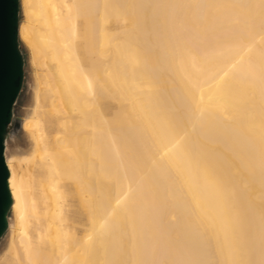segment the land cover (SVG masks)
Here are the masks:
<instances>
[{
  "label": "bare ground",
  "instance_id": "1",
  "mask_svg": "<svg viewBox=\"0 0 264 264\" xmlns=\"http://www.w3.org/2000/svg\"><path fill=\"white\" fill-rule=\"evenodd\" d=\"M20 5L30 148L5 153L0 264H264V0ZM37 187L52 200L43 228ZM68 187L86 233L69 227Z\"/></svg>",
  "mask_w": 264,
  "mask_h": 264
},
{
  "label": "water",
  "instance_id": "2",
  "mask_svg": "<svg viewBox=\"0 0 264 264\" xmlns=\"http://www.w3.org/2000/svg\"><path fill=\"white\" fill-rule=\"evenodd\" d=\"M20 0H0V240L9 228L13 198L6 162L9 129L25 79V56L19 37Z\"/></svg>",
  "mask_w": 264,
  "mask_h": 264
},
{
  "label": "rangeland",
  "instance_id": "3",
  "mask_svg": "<svg viewBox=\"0 0 264 264\" xmlns=\"http://www.w3.org/2000/svg\"><path fill=\"white\" fill-rule=\"evenodd\" d=\"M101 18V16H98ZM105 17H108L107 28L111 30H119L126 26L131 27L130 23L123 24L122 16H117L116 14H107ZM24 20V17L20 16V22ZM117 42H115L116 44ZM113 44L108 47L110 49V56L107 60H110L114 56ZM22 50L25 56V79H24V87L22 93L18 99L17 105L14 108V122L9 129V135L7 137L6 150L10 155L12 153L17 154L18 156L22 155L24 152L29 150L28 140H26L24 131L22 130L23 120L32 105V95L34 88V72L30 63L31 54L29 49L21 42ZM40 68V73L44 75L49 72V69L45 67ZM98 103L105 110L106 114L111 115L114 109L117 108V104L114 100H107L102 97H98ZM43 130H48L45 124L41 125ZM54 128V127H53ZM55 129V128H54ZM8 148V149H7ZM66 192L68 193L65 198L64 212L67 220L70 221V228L73 230H77L80 233L88 232V227L90 225V216L88 205L81 200L79 191L77 187H68L66 188ZM34 197L38 199L41 204L37 209V214L39 215L40 220L42 221V228L45 227V219L44 217L47 215V211L51 206L52 200L50 199L49 194L41 187H37ZM12 219V215L10 212L9 221ZM8 232L5 236L0 240V256L4 254V250L6 248L7 240H8Z\"/></svg>",
  "mask_w": 264,
  "mask_h": 264
}]
</instances>
